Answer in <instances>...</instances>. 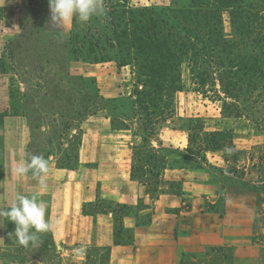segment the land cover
Returning <instances> with one entry per match:
<instances>
[{
    "label": "rangeland",
    "instance_id": "obj_1",
    "mask_svg": "<svg viewBox=\"0 0 264 264\" xmlns=\"http://www.w3.org/2000/svg\"><path fill=\"white\" fill-rule=\"evenodd\" d=\"M236 1L222 9L221 35L211 39L207 25L182 18L188 9L194 10L191 0H105L108 10L105 17L84 24L74 19L62 26L51 23L48 0H31L22 34L10 46L19 47L13 57L15 63H8L6 69L0 62V76L8 78L3 85L14 98V109L22 107L32 123L44 121L51 129L46 135L38 128L32 130L30 153L43 156L44 149L39 145L48 138L59 149L68 140V147L74 146L79 135L75 132L69 138L68 128L89 115L84 111V116L78 117L77 111L94 101L95 88L105 98H117L118 107L122 105L114 124L120 127L121 115L129 110L127 100L131 90L135 86L140 89L144 79L139 67L143 56L117 67L115 60L125 46L118 43L115 34H121L125 22L131 19L128 9L134 11L133 16L143 11L147 19L158 20L161 31L169 32L177 46L171 47L178 51L171 75L176 72L179 83L172 78L168 80L175 82L179 90L172 94L171 105L165 109L167 121L157 125L161 126L160 147L169 151V166L186 174L180 185L172 186L178 192L188 191L182 199L190 205L189 220L199 219L201 211L208 228L224 225L231 223L236 205H254L256 222L252 234L257 243L264 244V46L243 47L241 35L232 23L235 16L250 7L254 11L263 9L258 26L264 33V0ZM257 43H264V39ZM74 47H81V53L74 54ZM122 50L119 57L130 62L132 52ZM95 57L104 61L93 62ZM59 105L62 107L58 112ZM99 111L105 113L104 109ZM133 127L138 128L136 124ZM216 132L221 133L212 135ZM216 139L223 141L219 149L212 148ZM187 147L203 155L200 168L182 160ZM226 149H231V153ZM2 189L0 186V209L11 207L17 194H1ZM149 193L151 197L155 195L151 190ZM134 202L142 206L140 201ZM3 220L11 227L3 231L5 243L0 247V257L4 264H98L100 253L104 254L101 249H90L88 253L93 257L90 260L67 255L65 250L54 246L50 231L39 233L37 243L24 248L17 243L15 224ZM227 233L224 230L222 234ZM258 263L264 264V252Z\"/></svg>",
    "mask_w": 264,
    "mask_h": 264
},
{
    "label": "crops",
    "instance_id": "obj_2",
    "mask_svg": "<svg viewBox=\"0 0 264 264\" xmlns=\"http://www.w3.org/2000/svg\"><path fill=\"white\" fill-rule=\"evenodd\" d=\"M30 2L0 0V62L6 69L8 63H15L19 47L10 46L22 34ZM6 79L0 76L1 194L36 195L46 203L55 247L89 260L93 257L88 250L101 249L104 254L100 253L98 264H259L264 244L257 243L252 234L254 205H236L228 224L208 228L201 211L199 219L190 221V205L182 199L188 191L178 192L172 186L180 185L186 174L169 164L159 176L155 195L144 193V187L130 175L132 151L143 144V137L132 125L114 127L106 112L89 114L68 128L69 138L75 132L79 135L75 166H58L60 153L69 142L64 141L59 149L48 138L39 145L49 162L46 186L41 187L40 177L31 173L17 177V162L32 156V130L38 128L46 135L51 129L44 121L32 123L22 107L14 109V98L3 85ZM149 143L157 146L153 140ZM84 204L92 205L89 212L84 211ZM3 219L0 247L5 243L3 231L11 228ZM225 258L229 261L224 262ZM0 264H4L1 257Z\"/></svg>",
    "mask_w": 264,
    "mask_h": 264
},
{
    "label": "trees",
    "instance_id": "obj_3",
    "mask_svg": "<svg viewBox=\"0 0 264 264\" xmlns=\"http://www.w3.org/2000/svg\"><path fill=\"white\" fill-rule=\"evenodd\" d=\"M234 3H237V1L191 0L194 10L188 9L187 14L183 15L182 18L194 21L196 24L201 22L205 26L207 25L210 28L208 37L213 39L214 36L219 37L223 29V19H221L222 9L232 6ZM249 9L247 12L235 16V20H231L234 24V30L239 31V35H241L240 44L243 47H263L264 43H257L261 38L264 39V33L261 31L262 28L258 26V21L261 17L260 12L263 9L255 11L253 7ZM114 13V9H112V14ZM127 13L131 15V19L125 22V29L121 34H115V38L119 44L125 46L120 48L119 56L121 51H123L122 49H124L127 54H131L132 52L134 57H128L130 58V62H126L124 61V57L118 56L115 63L117 67H121L130 64L133 62L132 60L136 61L139 56H143V63L139 67L142 70L140 76H143L144 79L141 77L143 81H141L140 89L135 86L131 90L127 100L129 110L127 114H122V117L119 116L121 122L118 126L128 127L129 125L133 126L136 124L137 129L143 137V144L132 151L130 175L144 187V193H149L150 190L153 192L157 190V185L160 181L159 176L168 164L169 151H165L160 147L162 144L159 139L161 131L158 130L161 126L159 127L158 125L167 121L168 116L164 115L165 109L171 105L172 94L179 90L175 85V82L179 83L177 73L175 72V75H171L172 69L174 70V66H176L173 61L177 59L178 51L171 49V47L177 46L170 38L169 32L163 33L161 31L162 27H160L157 19H147V15L143 11L137 13L135 16H133L134 11L131 9H128ZM256 30L259 32L255 34V37H252V34ZM90 37H93V35H90ZM96 40L98 39L96 38ZM214 40L216 41L217 39L214 38ZM73 53L77 55L81 53V47H74ZM100 58L95 57L93 62L104 61V59ZM171 78L175 82L168 80ZM95 91L97 93L95 92V95H93L95 96L94 101L90 102L89 105H84L82 111H77V116L83 117L84 111L92 114L100 109H104L106 116L110 118L114 126L116 116H118L116 112L119 111V107L122 105L120 104L118 107L115 103L117 98H105L98 94L97 88H95ZM166 97L170 99H166ZM99 102H103V105H99ZM60 107L62 105L57 107L58 112ZM59 116H61V113H59ZM219 133L221 132H216L212 135ZM152 140L157 146L149 143ZM48 141L50 142V140ZM222 144L223 141H220V139L213 140L212 148L219 149ZM76 145L77 143L72 147L62 149L58 159L59 167L69 168L72 162L76 164ZM185 151L186 153L182 155L184 163L200 168L204 160L203 155H200L199 151H194L190 147L185 148ZM91 208L92 205L84 204L85 212H89Z\"/></svg>",
    "mask_w": 264,
    "mask_h": 264
},
{
    "label": "clouds",
    "instance_id": "obj_4",
    "mask_svg": "<svg viewBox=\"0 0 264 264\" xmlns=\"http://www.w3.org/2000/svg\"><path fill=\"white\" fill-rule=\"evenodd\" d=\"M51 23L61 26L70 24L74 19L81 24L93 18H103L107 15L105 0H48ZM230 154L231 149H226ZM17 177H24L31 173L33 177H40L41 187L46 186L45 176L49 171V162L43 156L32 155L17 162L14 169ZM47 205L36 195L17 194L15 201L7 210L0 209V217L15 224L14 234L17 243L27 248L35 245L39 233H47L52 224L46 219Z\"/></svg>",
    "mask_w": 264,
    "mask_h": 264
}]
</instances>
